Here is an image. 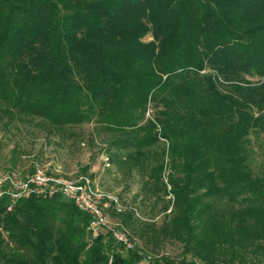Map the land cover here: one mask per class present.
<instances>
[{"label":"trees","instance_id":"16d2710c","mask_svg":"<svg viewBox=\"0 0 264 264\" xmlns=\"http://www.w3.org/2000/svg\"><path fill=\"white\" fill-rule=\"evenodd\" d=\"M17 123L92 125L143 201L172 204L160 223L109 212L144 244L127 250L59 196L2 195L0 264H264V0H0V124ZM169 242L178 258L154 250Z\"/></svg>","mask_w":264,"mask_h":264},{"label":"rangeland","instance_id":"374dc122","mask_svg":"<svg viewBox=\"0 0 264 264\" xmlns=\"http://www.w3.org/2000/svg\"><path fill=\"white\" fill-rule=\"evenodd\" d=\"M75 134L73 137L49 136L36 123L0 124V178L13 172L24 177L35 167L71 178L88 175L100 190L118 197L126 208H135L141 218L160 223L164 216L162 207L170 205V202L172 204L171 197L167 196L160 201H143L139 178L136 175L130 178L109 163L102 137L95 134L92 125L77 129ZM260 144L258 162L264 161V134L260 137ZM82 170L85 173H81ZM3 189L4 185H1L0 197ZM109 216L112 226L119 224L113 213H109ZM132 238L135 245L144 248L141 240L134 235ZM154 250L161 256L166 254L171 258H178L181 254L180 245L170 242ZM148 253L152 254L151 251Z\"/></svg>","mask_w":264,"mask_h":264},{"label":"built area","instance_id":"2783aa9c","mask_svg":"<svg viewBox=\"0 0 264 264\" xmlns=\"http://www.w3.org/2000/svg\"><path fill=\"white\" fill-rule=\"evenodd\" d=\"M4 185L2 195L9 199L7 210L20 199L35 196L39 198H51L59 196L71 202L81 213L89 216V230L92 239L101 234L110 233L115 242L123 245L127 250L134 248V243L126 233L111 225L109 212L122 214L127 208L118 197L100 190L88 175L74 178L59 175L41 167H35L32 174L20 177L17 173H11L0 178V186ZM138 216L135 209H130ZM145 264H148L146 261Z\"/></svg>","mask_w":264,"mask_h":264}]
</instances>
